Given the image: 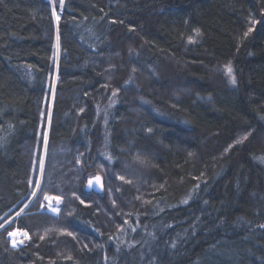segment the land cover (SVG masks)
Wrapping results in <instances>:
<instances>
[{
	"label": "trees",
	"instance_id": "obj_1",
	"mask_svg": "<svg viewBox=\"0 0 264 264\" xmlns=\"http://www.w3.org/2000/svg\"><path fill=\"white\" fill-rule=\"evenodd\" d=\"M54 3L57 24L50 0H0V264H124L115 237L139 227L157 236L144 264H264V0ZM111 163L134 185L86 194ZM44 194L72 236L40 238Z\"/></svg>",
	"mask_w": 264,
	"mask_h": 264
},
{
	"label": "rangeland",
	"instance_id": "obj_2",
	"mask_svg": "<svg viewBox=\"0 0 264 264\" xmlns=\"http://www.w3.org/2000/svg\"><path fill=\"white\" fill-rule=\"evenodd\" d=\"M57 16L59 17V15L55 12V15L53 14V18H54V21L55 23L57 24L59 20H57ZM58 57H59V52H58V48H56V54H55V76H54V81H53V87L56 85V82H57V77H56V64L58 62ZM53 96H54V88H53V91H52V96H51V100H50V105L49 107L45 108L44 111H46V109H48L49 113L51 112V109H52V104H53ZM117 97L116 96H112V98H110V100L108 102H106L105 105L103 106H100V108H98L97 110V116H98V122L100 123V127L103 129V134L105 135L107 132H106V129H107V125H108V122H109V118H110V114L112 112V110L116 107V102H117ZM248 139V138H247ZM100 156H106L107 155V152L106 151H103L101 150L100 151ZM42 161L44 162V156H43V159ZM137 161V165L139 167H141V169L143 167H145L144 164L141 163L140 160H136ZM113 164H109V167H105L103 166L102 164H98L97 168L95 169V171L91 172L86 180H85V185H84V189H85V192L86 194H91L92 192L93 193H96L92 190H89L87 185H88V180L89 179H95L96 176H99L102 181H103V190L98 193V194H102L108 189L109 191H114L113 189L118 187V189H120L121 187H127L129 185H134V181L132 178L131 179V183H126L124 180H121V179H118V177L120 176H123L126 179H128V176H126L125 174L123 173H113L114 171H112L111 169H113L111 166ZM38 168V167H37ZM37 168L34 169L33 171V174H32V178H31V185H32V190L33 192L35 191L36 192V196L34 197L32 194H31V197L30 199L27 201V203L25 205H27V207H25V205L23 206V208L21 209V211L19 212L20 215L17 216L15 215L13 218L9 219L7 221V223L5 224V226H8L10 225L12 222H14L15 220L19 219L20 217H22L25 212L27 211V209L31 206V204L36 200V198H38L39 194H40V190H41V183H42V180H41V177L39 175V172L37 171ZM147 169V168H146ZM143 170V169H142ZM108 176L109 174H112L113 175V178L112 179H107L104 175ZM135 173V172H134ZM115 175L117 177H115ZM114 179L116 180L114 182ZM106 180V181H105ZM129 180V179H128ZM107 182V185L106 183ZM39 184L40 185V190L37 191L35 185ZM148 189V187L145 185V188H143L142 190H146ZM49 195V194H47ZM50 196V195H49ZM49 203H51V207L52 208H58L59 209V214H57L56 212H53L51 211V208L49 207ZM41 204L44 205V207H41ZM64 206V203L63 201L59 204L56 203L55 200L49 202V201H45L43 199V196L40 200V208H41V211L46 213L49 217H50V221H49V226H46L48 228L42 230L40 232V236H43V240L47 241V240H50L52 238H56L58 239L59 236H62L64 237L65 236H69V235H66V234H62L60 233L57 228L55 227L57 224V221H56V218L60 217L61 215V211H62V207ZM15 232H17V235L16 236H9V241H10V246L13 250H19L25 246H27L31 241H32V238L30 237V239H26L24 238L23 236L19 235V232H22L20 230H14ZM137 231L138 234L137 236L135 237V239L141 241L140 243H138L137 241L134 240V243H125L123 240H122V235L123 234H119L115 237V240L117 241L118 245L120 246V249L119 251L124 254V258L123 260L124 261H127L125 262L124 264H129L128 263V259L132 256V260L137 262V264H144V262L146 261V258L149 256V253L151 251V248L154 244V241L156 240L157 236L154 235L152 232H149L148 233V230L147 229H143V228H137ZM13 240H15L17 242V246L16 247H13L12 246V243H13ZM23 240L24 242L23 243H19V241ZM115 242V241H114ZM113 242V243H114ZM155 245V244H154ZM139 248V253L137 255H139L138 259L135 258V254H134V251L136 249ZM126 253V254H125ZM136 255V256H137Z\"/></svg>",
	"mask_w": 264,
	"mask_h": 264
},
{
	"label": "snow or ice",
	"instance_id": "obj_3",
	"mask_svg": "<svg viewBox=\"0 0 264 264\" xmlns=\"http://www.w3.org/2000/svg\"><path fill=\"white\" fill-rule=\"evenodd\" d=\"M50 2L53 3V14L55 15V3H54V0H50ZM59 4H60V7L63 8L64 0H59ZM57 20H59V17L58 16H57ZM113 22H115V21H113ZM57 39H59V37H57ZM189 42L192 43L194 41L190 40ZM231 71H232L231 68H229L228 69L229 74H231ZM235 82H236L235 81V77L233 76L232 77V83H235ZM113 94L115 95V93H113ZM244 139H247V137L245 136ZM44 151H45V154H46L47 153V138H45ZM107 159L111 160V157H107ZM37 171L39 172V175L41 177V180H43V176H44V172H45V166H44V162L43 161H40L39 162ZM118 179L124 180L126 183H131L132 182L131 180H125V178L123 176L118 177ZM94 182L97 185H100L102 187L101 178L99 176H96L94 181H93V179H89L88 180V187L91 188ZM35 187H36L37 191L40 190V185L39 184L35 185ZM32 195L35 197L36 196V192L34 191ZM43 199L45 201H49V202L55 200L57 204H59V203L62 202L61 201V197H59V196H49L47 194H44L43 195ZM77 199H79V197H77ZM80 203L83 204L84 201L81 200ZM25 207H27V205H25ZM41 207H44V205L41 204ZM49 207L51 208V211L56 212L57 214H59V209L58 208H52L51 207V203H49ZM19 215H20V213H17V216H19ZM0 219H3V218L0 217ZM0 227H2V225H0ZM62 234H66V235L72 236V233L71 232L62 233ZM8 235L14 237V236L17 235V232H15V231H9L8 232ZM19 235L23 236L26 239H30L29 233L27 231L19 232ZM40 238L43 239L44 237L41 236ZM23 242H24L23 240L19 241V243H23ZM12 246L13 247H16L17 246V242L15 240H13ZM69 259H71V257H69Z\"/></svg>",
	"mask_w": 264,
	"mask_h": 264
},
{
	"label": "water",
	"instance_id": "obj_4",
	"mask_svg": "<svg viewBox=\"0 0 264 264\" xmlns=\"http://www.w3.org/2000/svg\"><path fill=\"white\" fill-rule=\"evenodd\" d=\"M94 180H95V179H93V181H94ZM101 184H102V187H101L100 185H97V184L94 182L91 188H89L88 185H87V187H88L89 190H92V191H94V192H96V193H100V192L103 190V181H102V179H101Z\"/></svg>",
	"mask_w": 264,
	"mask_h": 264
}]
</instances>
